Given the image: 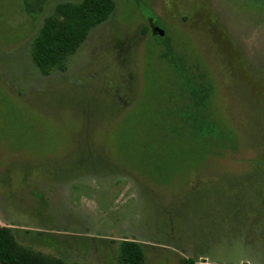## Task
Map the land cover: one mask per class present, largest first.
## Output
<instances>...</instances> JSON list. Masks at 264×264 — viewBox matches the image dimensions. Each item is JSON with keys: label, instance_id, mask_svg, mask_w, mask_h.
I'll return each mask as SVG.
<instances>
[{"label": "rangeland", "instance_id": "374dc122", "mask_svg": "<svg viewBox=\"0 0 264 264\" xmlns=\"http://www.w3.org/2000/svg\"><path fill=\"white\" fill-rule=\"evenodd\" d=\"M80 1L33 19L0 0V227L65 264H119L124 239L146 264H264V0H113L41 73L34 38ZM149 12L213 85L199 133L178 128L184 79Z\"/></svg>", "mask_w": 264, "mask_h": 264}, {"label": "trees", "instance_id": "16d2710c", "mask_svg": "<svg viewBox=\"0 0 264 264\" xmlns=\"http://www.w3.org/2000/svg\"><path fill=\"white\" fill-rule=\"evenodd\" d=\"M49 0H21V11L35 19L40 16ZM142 15V0H134ZM115 9L113 0H81L77 4L63 3L55 8V14L47 19L39 29L33 41L32 59L43 74L54 68L64 69V60L73 54L85 41L88 34L96 27L104 24ZM146 20L152 24H160L153 12H149ZM161 29V27H160ZM162 30V29H161ZM164 47L162 58H165L184 79V91L187 102L183 105V116L178 127L181 132L201 131L204 126L205 112L213 94V85L203 81L204 74L189 76L181 67L182 59L174 54L170 38L164 31L163 36L153 32ZM196 77L198 81L196 82ZM177 132V128H174ZM145 245L134 240L119 241L116 258L119 264H146ZM0 264H65L59 259L45 257L29 248L19 245L13 231L8 227H0Z\"/></svg>", "mask_w": 264, "mask_h": 264}, {"label": "water", "instance_id": "95a60500", "mask_svg": "<svg viewBox=\"0 0 264 264\" xmlns=\"http://www.w3.org/2000/svg\"><path fill=\"white\" fill-rule=\"evenodd\" d=\"M154 30L159 34V36H163L164 35V31L161 30L158 25H155Z\"/></svg>", "mask_w": 264, "mask_h": 264}, {"label": "flooded vegetation", "instance_id": "af4514ba", "mask_svg": "<svg viewBox=\"0 0 264 264\" xmlns=\"http://www.w3.org/2000/svg\"><path fill=\"white\" fill-rule=\"evenodd\" d=\"M153 27H155V24H154V26Z\"/></svg>", "mask_w": 264, "mask_h": 264}]
</instances>
